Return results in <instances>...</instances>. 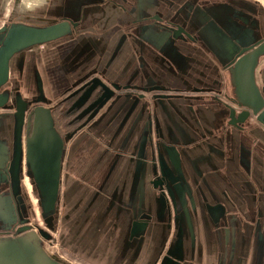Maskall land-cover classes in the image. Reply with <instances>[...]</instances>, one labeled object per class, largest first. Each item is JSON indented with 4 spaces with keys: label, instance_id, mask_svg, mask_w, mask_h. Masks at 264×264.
Here are the masks:
<instances>
[{
    "label": "water",
    "instance_id": "1",
    "mask_svg": "<svg viewBox=\"0 0 264 264\" xmlns=\"http://www.w3.org/2000/svg\"><path fill=\"white\" fill-rule=\"evenodd\" d=\"M24 1L0 0V264H70L48 244L74 136L59 99L121 139L97 195L124 258L171 237L162 264H196L205 238L233 264L254 238L264 264V0Z\"/></svg>",
    "mask_w": 264,
    "mask_h": 264
},
{
    "label": "crops",
    "instance_id": "2",
    "mask_svg": "<svg viewBox=\"0 0 264 264\" xmlns=\"http://www.w3.org/2000/svg\"><path fill=\"white\" fill-rule=\"evenodd\" d=\"M24 2L27 6L32 5V8L39 5L34 0H25ZM125 55L122 54L120 57ZM120 57L118 58L120 59ZM55 72L56 67H52L46 72L50 91H57ZM95 130L97 136L81 138L67 158L68 166L63 178L61 193L60 245L63 250L81 258L88 264H158L164 253L161 256L158 251L150 253L152 247H145L140 254H134V251L131 250L128 252V256L124 258L121 252L127 236L128 223L124 218L118 222H113L110 218L111 215H101L106 195L104 193L100 194L102 197L97 195V189L103 183L115 160L116 152L112 149L109 152V146L115 144L117 147L121 144V139H112L114 131L111 128L107 130V127L98 126ZM128 166L133 167L128 161H120L116 171L127 170ZM72 175L76 178H73ZM27 186L28 191L31 192L29 183ZM219 188L225 190L222 186ZM232 197H221L220 200L226 202L228 206L230 205L231 211L239 212L243 204L236 207L235 203L230 200ZM33 202L36 205L35 199ZM256 207L257 204L254 205V209ZM171 242L172 238L170 237L168 246ZM254 242V238L250 239V253H237L233 264H254L255 258L251 262L252 255H255L254 252L251 253L256 248ZM201 243L204 247V255L197 258L196 264H217L219 256L216 249L219 248L218 245H215V248L212 245L207 248L208 241L205 238ZM168 246L165 251L168 250Z\"/></svg>",
    "mask_w": 264,
    "mask_h": 264
},
{
    "label": "flooded vegetation",
    "instance_id": "3",
    "mask_svg": "<svg viewBox=\"0 0 264 264\" xmlns=\"http://www.w3.org/2000/svg\"><path fill=\"white\" fill-rule=\"evenodd\" d=\"M42 53H43V58H42V64L43 65H42V67H44L46 65V62L49 60V55H48V51L44 48L42 49ZM48 70L49 69L46 68V70H45V68H44L42 75H45L47 77L46 72ZM71 107H72L71 102H67L64 100H61V101L54 103V105L51 107L53 110V116L55 119L56 127H57L58 131L60 132V134L63 136H66L69 134H74L72 140L69 142L68 147H67L68 149H67V154L65 157L66 159H65V163H64L62 180L64 178L66 168L68 166L67 158L70 156V151L73 149V147L76 145V143L81 138H83V137L89 138V137L95 136L92 133L91 129L95 130L96 122L99 119V117H97V116L92 117L91 113H89L87 115H83V112L87 107H85L81 110H78V109L71 110ZM99 116H101V114ZM55 233L51 234V237L53 239L48 241V244L50 245V247L54 243L57 244V242H55V240H54L55 235L57 234V233L56 234ZM166 256H167V250L161 256L159 263H161Z\"/></svg>",
    "mask_w": 264,
    "mask_h": 264
},
{
    "label": "rangeland",
    "instance_id": "4",
    "mask_svg": "<svg viewBox=\"0 0 264 264\" xmlns=\"http://www.w3.org/2000/svg\"><path fill=\"white\" fill-rule=\"evenodd\" d=\"M62 99H59V101H61ZM58 102V101H57ZM73 178H76L72 175ZM32 198L35 199V197L32 194ZM36 224H38L40 227L42 226V228H44L43 223L41 221V218L39 217L38 220L35 221ZM57 233V234H56ZM55 234V242H57V244H53L50 248L52 251H55L64 261L69 262L71 264H88L86 263L84 260H82L81 258H77L75 256H73L72 254H69L68 252H66V250H63L61 245H60V236H59V227L58 230ZM50 246V245H49ZM63 250V251H62ZM62 255V256H61Z\"/></svg>",
    "mask_w": 264,
    "mask_h": 264
},
{
    "label": "bare ground",
    "instance_id": "5",
    "mask_svg": "<svg viewBox=\"0 0 264 264\" xmlns=\"http://www.w3.org/2000/svg\"><path fill=\"white\" fill-rule=\"evenodd\" d=\"M29 7H31V8H32V5H30Z\"/></svg>",
    "mask_w": 264,
    "mask_h": 264
}]
</instances>
